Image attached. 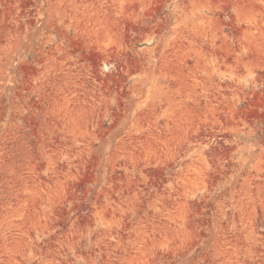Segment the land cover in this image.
<instances>
[{"label": "rangeland", "instance_id": "rangeland-1", "mask_svg": "<svg viewBox=\"0 0 264 264\" xmlns=\"http://www.w3.org/2000/svg\"><path fill=\"white\" fill-rule=\"evenodd\" d=\"M0 264H264V0H0Z\"/></svg>", "mask_w": 264, "mask_h": 264}]
</instances>
